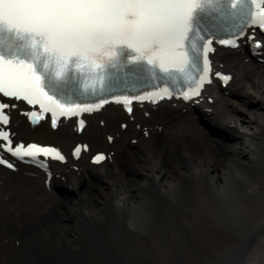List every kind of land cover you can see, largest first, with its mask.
Instances as JSON below:
<instances>
[{
    "label": "bare ground",
    "instance_id": "bare-ground-1",
    "mask_svg": "<svg viewBox=\"0 0 264 264\" xmlns=\"http://www.w3.org/2000/svg\"><path fill=\"white\" fill-rule=\"evenodd\" d=\"M232 63L234 80L206 115L231 131L230 141L212 137L195 112L182 120L155 112L154 121L177 120L148 139L137 135L133 145L118 141L112 164L100 172L86 165L70 171L62 182L73 191L68 200L34 187L35 210L28 202H16L12 214L0 207L9 234L5 245L0 240L7 252L0 247V264H264V64L250 60L247 71L241 60ZM244 138L255 140L256 152ZM0 177V185L10 180ZM175 219L189 221L179 240L163 227ZM155 227L174 252L161 260L153 248L128 258L127 231L151 234ZM17 231L21 240L13 239Z\"/></svg>",
    "mask_w": 264,
    "mask_h": 264
},
{
    "label": "snow or ice",
    "instance_id": "snow-or-ice-1",
    "mask_svg": "<svg viewBox=\"0 0 264 264\" xmlns=\"http://www.w3.org/2000/svg\"><path fill=\"white\" fill-rule=\"evenodd\" d=\"M201 13L231 22L219 44L235 47L243 37L255 51L261 43L252 38V27L245 34V26L264 33V0H0V149L45 171L40 157L65 159L53 145L14 139L7 109L16 105L3 97L26 102L20 111L32 123L50 113L52 127L58 117H79L107 101L130 111L133 99L155 101L173 91L187 100L209 79L207 53L216 25L202 26ZM121 63L132 65L138 79L164 82L136 96L111 94L118 79L111 69ZM213 74L221 82L227 76ZM89 93L91 102H78ZM33 105L39 111L28 107ZM75 123L79 129L85 121ZM87 147L77 143L72 155ZM105 155L90 158L100 161ZM14 160L0 155V164L9 168Z\"/></svg>",
    "mask_w": 264,
    "mask_h": 264
},
{
    "label": "rangeland",
    "instance_id": "rangeland-1",
    "mask_svg": "<svg viewBox=\"0 0 264 264\" xmlns=\"http://www.w3.org/2000/svg\"><path fill=\"white\" fill-rule=\"evenodd\" d=\"M214 137V135H213ZM216 138V137H214ZM247 148H248V144H247ZM60 197H64L63 195H60ZM21 202V201H19ZM5 211L7 210V207L4 206L2 207ZM184 223H187V222H184ZM177 224V223H174L172 227H169V231L171 233V236H173V240H179L181 235H182V232L184 231L183 230V227L186 226L185 224ZM184 225V226H182ZM167 227V226H166ZM5 228L6 230V227H5V224L3 223H0V232L2 231V229ZM191 229V227H190ZM150 231H152V235L150 237V241H146L147 245L146 244H143L141 246L140 251L143 249V251L146 252L147 256L151 253L150 250L152 248H155V255H156V258H159V259H164L166 258L168 255H170L171 253H173V249L170 245L171 241H169L170 243L168 244V242H164L162 241V236H161V233L159 232V228L158 227H155L154 229H150ZM20 233V232H19ZM126 238H127V253L128 254V257L130 258L131 254V249H133V247H138L137 246V243L138 241L137 240H142L140 236H138L137 234L131 232V231H128L126 233ZM145 238V237H144ZM172 240V241H173ZM182 241V240H180ZM167 243V244H166ZM140 247V246H139ZM142 255V254H141ZM133 261V260H132ZM99 264V263H98Z\"/></svg>",
    "mask_w": 264,
    "mask_h": 264
}]
</instances>
